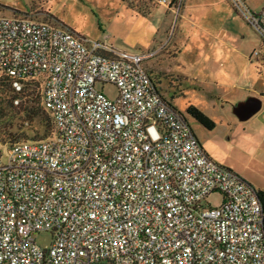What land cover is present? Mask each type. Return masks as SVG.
<instances>
[{
    "label": "built area",
    "instance_id": "2783aa9c",
    "mask_svg": "<svg viewBox=\"0 0 264 264\" xmlns=\"http://www.w3.org/2000/svg\"><path fill=\"white\" fill-rule=\"evenodd\" d=\"M243 15L264 40V7ZM153 54L0 14V76L37 82L52 118L42 138H0V264H264L256 188L162 96L144 65Z\"/></svg>",
    "mask_w": 264,
    "mask_h": 264
},
{
    "label": "rangeland",
    "instance_id": "374dc122",
    "mask_svg": "<svg viewBox=\"0 0 264 264\" xmlns=\"http://www.w3.org/2000/svg\"><path fill=\"white\" fill-rule=\"evenodd\" d=\"M244 7L256 12L264 0H172L168 5L158 0H0V14L60 24L117 49L155 50L144 65L162 96L184 115L213 160L264 192V40L246 20ZM96 86L115 98L114 84ZM33 88L40 103V85ZM249 95L258 96L260 106L240 120L232 107ZM187 104L212 119L213 127L191 116ZM13 114V123L30 136L35 118L22 120L17 107ZM221 199L218 192L205 197L212 206ZM31 236L41 246L49 244V231Z\"/></svg>",
    "mask_w": 264,
    "mask_h": 264
},
{
    "label": "trees",
    "instance_id": "16d2710c",
    "mask_svg": "<svg viewBox=\"0 0 264 264\" xmlns=\"http://www.w3.org/2000/svg\"><path fill=\"white\" fill-rule=\"evenodd\" d=\"M38 85L37 82H24L20 89H14L11 85L9 77L0 76V94L5 99L0 101V138L7 142L14 141L16 139H39L47 136L52 131V118L49 112L42 107L34 96L33 87ZM18 98L16 103H13V99ZM17 107L21 112L22 120H30L35 118V123L30 127L32 134L27 136L25 130H22L13 123V109ZM185 110L193 116L199 123L206 128H212L214 122L206 114H204L199 108L193 104H187ZM17 112V110H16ZM30 125V123H29ZM15 128V129H13ZM258 198L260 200L262 209L264 211V192L260 189H256ZM264 224V218H263Z\"/></svg>",
    "mask_w": 264,
    "mask_h": 264
},
{
    "label": "water",
    "instance_id": "95a60500",
    "mask_svg": "<svg viewBox=\"0 0 264 264\" xmlns=\"http://www.w3.org/2000/svg\"><path fill=\"white\" fill-rule=\"evenodd\" d=\"M260 98L256 95H249L245 99L237 102L233 107V113L238 119H246L254 113L260 106Z\"/></svg>",
    "mask_w": 264,
    "mask_h": 264
},
{
    "label": "crops",
    "instance_id": "0c3cea01",
    "mask_svg": "<svg viewBox=\"0 0 264 264\" xmlns=\"http://www.w3.org/2000/svg\"><path fill=\"white\" fill-rule=\"evenodd\" d=\"M165 28L161 27V31H164ZM158 31H160V29H158ZM235 171V170H234ZM238 173V172H237ZM239 174V173H238ZM240 175V174H239ZM242 176V175H241ZM243 177V176H242ZM244 178V177H243ZM245 179V178H244ZM249 182V181H248Z\"/></svg>",
    "mask_w": 264,
    "mask_h": 264
}]
</instances>
